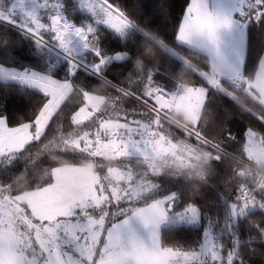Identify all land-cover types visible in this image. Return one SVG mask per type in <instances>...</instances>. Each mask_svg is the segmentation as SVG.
Returning <instances> with one entry per match:
<instances>
[{"label": "snow or ice", "instance_id": "1", "mask_svg": "<svg viewBox=\"0 0 264 264\" xmlns=\"http://www.w3.org/2000/svg\"><path fill=\"white\" fill-rule=\"evenodd\" d=\"M81 9L87 16L77 22L74 13ZM0 21L21 34L0 33L7 58L0 62V82L42 97L26 123L10 127L8 115L0 114V170L11 179L0 182V264H254L256 257L264 264V135L248 126L237 142L225 123L233 113L217 110V97H224L264 125V54L257 71L245 67L248 27L264 21V0H226L216 6L212 0H188L175 39L203 57L202 66L138 23L116 0H76L74 5L0 0ZM25 37L41 52L59 53L66 74L58 78L51 66L39 71L22 61L12 66ZM145 43L171 53L179 69L161 70ZM180 70L195 73L201 82L186 83L177 75ZM81 73L119 95L96 94L78 82ZM121 75L128 79L127 88L115 82ZM133 84L142 86L139 95L130 90ZM74 97L81 102L68 118L72 131L65 132L60 122ZM129 97L146 111H124L120 105ZM213 126L222 139L205 135ZM229 142L241 144L242 159L232 169L237 194L234 202L223 198V217H210L195 202H186L181 187L158 195L161 176L186 185L190 196L201 195L190 176L204 179L203 166L235 160ZM45 162L53 165L43 172L48 179L14 194ZM173 218L203 219L200 242L189 248L165 242L162 227Z\"/></svg>", "mask_w": 264, "mask_h": 264}, {"label": "trees", "instance_id": "2", "mask_svg": "<svg viewBox=\"0 0 264 264\" xmlns=\"http://www.w3.org/2000/svg\"><path fill=\"white\" fill-rule=\"evenodd\" d=\"M67 2L69 5H74L76 3L72 0H67ZM70 2L72 3L70 4ZM116 2L123 10L132 15L138 23L145 25L147 28L154 31H158L170 46L176 48V51H178L180 55L191 59L193 64H196L197 61H199L201 66L206 63L203 57L194 55L191 50L177 44L175 39L177 26L184 14L188 0H116ZM74 18L79 22L81 19L85 18V13H81V11L78 10L74 13ZM145 31L147 32L148 30L145 29ZM0 33H7L13 38L21 35L14 25L3 21H0ZM137 39H139V37H137ZM33 45L34 43L30 38H21L20 45L16 50V55L19 57V60L13 61L12 66L18 67L22 61L24 64H30L39 71H44L51 66L53 74L58 78L66 74L67 64L65 62L58 60L55 56H51L49 51L41 52L38 49H34ZM143 47L149 56L159 58L157 66L160 67L161 70L165 67H173L174 70L179 69V61L171 53L163 50L157 52L155 47L148 43H145ZM261 54H264V21L259 25H256L255 23L250 24L248 27V56L245 62V67L250 73H254L258 70V60ZM6 59L3 46H0V62H6ZM121 71L124 70L122 69ZM177 75L188 84L201 82L200 78L195 73L187 70H180L177 72ZM132 79L135 80L136 76L133 75ZM154 79H157V82L163 83L166 87L170 86L167 79H162V81H160L159 78L155 76ZM79 81H83L84 84L91 86V90H94L96 94L106 96L119 95V93L114 91L109 85L101 84L97 80L92 79L83 73L79 75L78 82ZM115 82L121 87H128V79L125 75L119 76L118 80ZM130 90L136 91L139 95L143 88L139 84H133ZM41 99V93L36 90L26 89L21 91L20 86L17 84L6 85L3 82H0V114L6 113L8 115L9 120L13 123L9 125L10 127L18 126L21 122H28L33 110L40 105ZM242 99L247 100L246 97H242ZM80 102L79 97H74L72 102L65 108L64 115L60 122L65 132L72 131V128L68 123V118ZM148 103L152 104L153 101L149 99ZM217 103L221 104L217 109L220 115L223 114V108H227L233 113V117L226 120L225 123L235 135L237 142L243 140L244 133L248 126H251L254 131L264 135V125L253 117L242 115L229 100L224 97H217ZM250 106L254 108V111H261L258 106ZM120 107L126 112L135 111L139 113L146 111V108L142 106L141 102L132 97H129L126 102L120 105ZM121 115H123V113H121ZM171 131L178 139H185L184 134L180 130L172 128ZM53 135H55V132H50L49 139H51ZM205 135L210 139L215 138V140L223 138V133L219 132L215 126L206 131ZM189 143L194 144L195 141H189ZM39 147L40 146L34 147L32 153L35 154ZM240 148V143L229 142L228 151L232 153L235 160L229 158L226 159L223 164L213 162L212 164L203 166L200 171L203 173L204 179H201V176L199 175L190 176L191 182L201 195L190 196V189L186 185L174 183L171 179L163 176L159 178L161 187L158 194L163 196L168 194V192L175 191L181 187V190L185 193L186 202H195L197 206L206 211L210 217H223L227 212V206L223 202V198L226 197L229 202H234V197L237 194V185L236 181L233 179L232 169L238 166L236 161L240 160L239 158H242ZM205 151H210V149H205ZM50 159L56 160L59 158L52 157ZM64 159L72 160L71 157H64ZM102 163L108 164L110 162L102 161ZM51 166L53 165L49 162L42 164L36 169L31 178L25 177L23 179V182L17 187L14 194H18L21 190H30V185L33 181L37 183H43L46 181L48 178L43 172ZM0 182H3L4 184L11 183V179L6 177L2 170H0ZM241 182L247 183V181L243 180H241ZM254 218L257 220L261 218L259 211L255 213ZM199 223L198 226L171 225L163 227L162 239L167 243H175L177 245H182L185 248L194 246L200 242L205 227L203 219ZM245 231L246 230L242 228V239L246 238L244 235ZM225 242H227V236H225ZM253 259L254 264H260L259 257Z\"/></svg>", "mask_w": 264, "mask_h": 264}, {"label": "rangeland", "instance_id": "3", "mask_svg": "<svg viewBox=\"0 0 264 264\" xmlns=\"http://www.w3.org/2000/svg\"><path fill=\"white\" fill-rule=\"evenodd\" d=\"M73 2H76V0H72ZM226 0H212V3H213V6H216L218 4H222V3H225ZM235 2V0H233V3ZM72 2H70L71 4ZM77 6H78V2H77ZM81 13H85L82 9L80 10ZM85 16H87V13H85ZM33 48L37 50L35 44L33 45ZM50 52V55L51 56H55L58 60H62V58L60 57L59 53H57L54 49L52 50H49ZM63 61V60H62ZM55 67V66H53ZM150 105V104H149ZM159 195V194H158ZM200 223H189V222H182V221H179L178 219H171L168 223H166L163 227H166V226H171V225H189V226H198ZM162 227V228H163Z\"/></svg>", "mask_w": 264, "mask_h": 264}, {"label": "crops", "instance_id": "4", "mask_svg": "<svg viewBox=\"0 0 264 264\" xmlns=\"http://www.w3.org/2000/svg\"><path fill=\"white\" fill-rule=\"evenodd\" d=\"M138 231H141L142 232L143 231L142 227H139L138 226Z\"/></svg>", "mask_w": 264, "mask_h": 264}, {"label": "built area", "instance_id": "5", "mask_svg": "<svg viewBox=\"0 0 264 264\" xmlns=\"http://www.w3.org/2000/svg\"><path fill=\"white\" fill-rule=\"evenodd\" d=\"M239 159H242V158H239Z\"/></svg>", "mask_w": 264, "mask_h": 264}]
</instances>
